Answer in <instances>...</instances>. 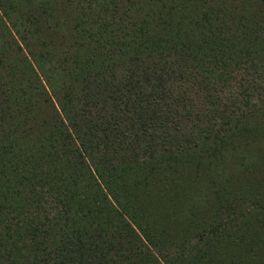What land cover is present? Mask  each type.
<instances>
[{
    "label": "trees",
    "instance_id": "16d2710c",
    "mask_svg": "<svg viewBox=\"0 0 264 264\" xmlns=\"http://www.w3.org/2000/svg\"><path fill=\"white\" fill-rule=\"evenodd\" d=\"M0 264H264V0H0Z\"/></svg>",
    "mask_w": 264,
    "mask_h": 264
}]
</instances>
